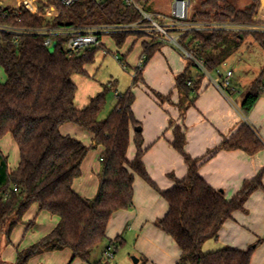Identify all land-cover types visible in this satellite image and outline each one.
I'll return each mask as SVG.
<instances>
[{"label":"trees","instance_id":"obj_1","mask_svg":"<svg viewBox=\"0 0 264 264\" xmlns=\"http://www.w3.org/2000/svg\"><path fill=\"white\" fill-rule=\"evenodd\" d=\"M38 2V13L31 6L0 7V67L7 80L0 82V140L10 135L19 149V166L10 170L9 159L0 151V248L3 237L11 244L13 231L24 222L33 205L59 219L58 225L31 247L18 250L14 264L29 261L45 251L70 250L72 264L76 260L90 263L92 254L107 240L111 217L122 210L133 208L135 177H141L167 202V215L155 226L170 236L181 251L177 264H251L258 244L247 250L222 248L204 253L207 241L217 240L225 223L237 211H245L248 199L258 190L264 191V169L253 179L246 180L240 191L227 199L222 190L211 187L199 174L207 158H193L186 151V127L172 122L171 147L184 159L188 175L174 181L173 188L162 191L149 176L144 157L141 125L134 114L135 94L129 89L117 95L118 103L105 120L100 116L106 106L108 87L90 103L78 109L75 105L77 86L72 75H86V66L94 63L101 47L82 53H69L71 38L97 27L134 25L141 22V14L124 0H81L66 8L60 0ZM200 9L193 14L194 22L223 25L234 30L187 32L184 46L204 62L206 70L216 73L241 48L246 36L253 38L264 51V0H248L239 6V0H199ZM55 15L49 16V9ZM121 49L131 37L145 38L142 33L124 32L111 35ZM52 39L54 50L45 46ZM143 42V65L136 68L133 85H145L143 71L165 45L158 40ZM136 43V42H135ZM134 43V44H135ZM133 44V45H134ZM184 73L175 77L180 95L177 105L171 96L151 91L161 103H169L180 111L181 119L195 106L205 75L199 66L188 60ZM123 62V61H121ZM124 64V63H123ZM126 67V66H124ZM198 70L193 76L191 68ZM264 93V69L252 85L242 105L247 115ZM73 124L92 136L93 144L86 146L60 129ZM134 133V137H133ZM134 142L136 156L128 159ZM104 152L100 158L102 172L97 196L80 197L73 189L82 175L81 167L88 154L98 148ZM264 150L258 134L244 124L214 151H243L254 157ZM33 224L29 225L32 228ZM118 238L117 241H119ZM121 245V244H120ZM1 250V249H0ZM0 264H6L0 262ZM95 264H108L98 262Z\"/></svg>","mask_w":264,"mask_h":264},{"label":"crops","instance_id":"obj_2","mask_svg":"<svg viewBox=\"0 0 264 264\" xmlns=\"http://www.w3.org/2000/svg\"><path fill=\"white\" fill-rule=\"evenodd\" d=\"M134 41L135 38L131 41L132 45ZM107 43L102 39L103 50L106 49L110 54L113 51L108 48ZM139 44L142 48V43ZM167 47L164 50L165 59L162 57L163 59L159 60V63L165 66H160L164 68V73H161L160 80L151 87L164 96L170 95L172 103L177 105L180 95L175 86V77L184 73L187 66L181 60L183 57L179 51L172 46L167 45ZM118 51L120 50L114 53ZM139 56L141 59L142 50ZM156 61L158 58L155 60L154 57L143 71V79L148 83L151 82L150 73L156 68ZM227 71L233 72L232 79H234L236 73L231 68ZM212 82L214 85L203 79L195 106L188 110L183 120L176 106L166 104L160 106L162 104L159 105L158 101L147 92L146 94L139 92L141 94L139 100L138 96H135L133 110L139 123L142 121L138 102L142 101L149 114V119L143 122L142 128L145 147L149 148L144 157V164L149 176L162 191L174 186V181L169 175H174L177 179H183L188 175V167L183 157L170 145L173 141L172 130L168 131L171 122L186 127L187 153L196 159L207 158V162L199 169L200 176L214 189L222 190L227 199L233 198L246 180L255 178L264 169V150L254 157L243 151H219L208 157L209 152L216 150L224 139L231 138L244 124L249 125L264 143V93L247 118L240 108L241 102L234 101L233 97L227 96L222 88L216 86L215 81ZM232 91L236 99L237 96H242L235 85ZM137 94L135 92V95ZM60 131L64 136L76 138L86 146L93 144L92 136L73 124L62 126ZM15 150L16 156L10 163ZM0 151L8 157L10 170H16L20 161L19 149L10 135L0 140ZM103 152V148L98 147L88 154L81 167L82 175L73 184L75 192L84 199L92 200L98 194L100 158ZM135 156L136 149L129 148L128 159L133 161ZM134 192L133 207L135 206L136 210L134 212L122 210L115 213L107 228V239L121 238L119 241L122 246L127 244L126 240L131 239L134 242V252L141 257L138 259V264L145 261L148 264H177L181 256L179 247L170 236L155 226L158 220L167 215L169 210L167 202L138 176L135 177ZM58 222L57 217L47 212H40L38 205H33L25 215L23 224L13 231L11 244H7L5 238L2 239L0 262L14 264L18 250L36 244L47 236ZM30 224H33L32 228H29ZM213 241L216 250L222 248L247 250L258 244L251 264H264V191H256L245 204V211L235 212L233 218L225 223L218 239ZM72 256L70 250L45 251L32 258L29 264H69ZM124 257L119 258L117 264L128 263L129 260ZM72 264L84 263L76 260Z\"/></svg>","mask_w":264,"mask_h":264},{"label":"rangeland","instance_id":"obj_3","mask_svg":"<svg viewBox=\"0 0 264 264\" xmlns=\"http://www.w3.org/2000/svg\"><path fill=\"white\" fill-rule=\"evenodd\" d=\"M247 3L248 0H239V6H244ZM0 6L15 7L17 6V0H0ZM172 6H173V2L171 0H147L143 4V7L146 9V11H148L150 14L155 16L156 14L159 13L169 15L171 13ZM34 7H38L37 3L34 4ZM199 9H200V1L192 0V9L189 12L190 13L193 12L194 14L195 12H198ZM133 38L136 39V41H134V43L136 42L134 46L131 43ZM103 39L106 42H108L107 43L108 48H110L113 52H110V54H108L107 56H103L102 49L98 50L95 56L94 63L86 66V75L74 74L71 77V80L77 86V95L75 99L76 107L78 109H82L86 107L90 103L92 98L96 97L99 93L103 92L107 87L109 90L106 95L105 109L103 110L100 116L101 120L107 119L115 109L118 103L117 95H124L125 93H127L129 89H132L134 94L135 92L138 93L137 95H135L136 97L138 96V100H139V95H141L139 94V92H142L143 94H146L147 92L149 93V95L151 94L155 100L158 101L159 105L162 104L161 101H159V99H157L151 92L153 90L151 85L153 83H156L158 80H160L161 73H164L163 72L164 68L160 67V66H164V64L162 63L163 64L162 65L161 63H159V60L162 57L165 59L164 54L166 55V53H164L165 52L164 50L165 48H168L167 45H164L161 51L154 56L155 60H157L158 58V61H156L157 62L155 65L156 68L152 73H150L151 82L148 83L145 81V85L140 82L139 84L134 86L133 78L135 76L136 68L139 67V60L141 57L139 56V54L141 53L142 50L139 42L151 43L152 41L144 37L142 38L131 37L121 49H118L112 36L104 35ZM50 49L51 51H53L54 45ZM116 50H120V51L114 53ZM115 55H118L120 57V60L123 62L117 60ZM181 60L186 64V66L189 64V61L187 59L181 58ZM150 63L151 61L147 64L145 69L148 67ZM230 68L236 73L235 78L232 79L231 82L233 86L235 85L236 88H238L240 95L242 94V96H237V99L234 97L235 93L232 91L233 86L231 88L224 86V79H221L215 72L211 73L210 74L211 78H209L203 73V71H201V69L199 71H201L205 75L204 79L208 80L211 84L214 85L212 81H215L216 86L218 85L222 87V90L227 94V96L231 98L233 97L234 101L241 102L240 108L242 110L243 102L246 99L252 85L259 77L261 71L264 69L263 49L257 43H255L252 37L246 36L238 52H236L233 56H231L226 61V64L221 67L220 71L221 73H223L224 77L226 76L227 69ZM191 73L193 76L197 75L198 73L197 68L192 67ZM6 80H7L6 74L4 70L0 67V82L4 83L6 82ZM139 104H140L141 112L139 113L138 111V113L139 115H141V121H142V123H140L141 126L139 128L142 129L144 127V123L149 119V114H147L146 106H143L142 101H140V103L138 102V106ZM165 104L168 106H172L171 104L166 102L160 106H163ZM249 115L250 113L245 115V117L248 118ZM134 149L136 148L134 142H132V144L130 145V150H134ZM15 156H16V150L14 152V155L12 154V160L10 159V163L14 161ZM101 172H102V166H101L100 174ZM135 210H136L135 206L129 209V211L131 212H134ZM117 240L118 239L115 238L111 240L108 239L105 240L98 247V249H96V251L92 254L90 263H84V264H95L98 262H102V263L108 262V264H117L119 258L123 256H125L124 258L127 261L129 260V262L125 264H136L135 259L138 260L141 257L134 252V242H132L131 239L126 240L127 244H124L122 246L120 245L121 241H117ZM109 250L114 254L113 260H110L107 257V253L109 252ZM214 251H217L214 241L213 240L207 241L203 246V252L211 253ZM140 264H148V263L145 261V262H141Z\"/></svg>","mask_w":264,"mask_h":264},{"label":"built area","instance_id":"obj_4","mask_svg":"<svg viewBox=\"0 0 264 264\" xmlns=\"http://www.w3.org/2000/svg\"><path fill=\"white\" fill-rule=\"evenodd\" d=\"M46 5L44 0H17V10L22 9L25 5L31 6L34 13H38V8L34 7V4L41 2ZM81 0H60V3L66 8H72L78 4ZM147 0H124L128 6H133L142 16V21L134 25L126 26H113V27H97L86 30L79 33L70 39L68 43L69 53H82L90 48L101 47L102 39L104 35H113L116 33L124 32H136L142 33L150 40H158L159 42L174 47L180 52L182 57L187 60L195 62L203 73L211 78L210 73L206 70L204 62L200 60L192 51L188 50L183 44V37L187 32H204V31H216V30H234L235 28L229 24H206L201 22H194L192 9V0H171L173 2L172 10L169 15L159 13L155 15L150 14L143 7V4ZM4 7V6H0ZM55 15V9H49V16ZM157 18V19H156ZM258 30H264L262 27ZM0 31H10L8 28L0 27ZM46 47H52L53 42L50 37L45 40ZM103 50V49H102ZM103 54L107 56L109 52L104 49ZM116 59L120 60L118 55H115ZM145 58L142 57L139 61V67L144 63ZM221 69V68H220ZM220 69L216 71V74L224 79V86L231 88L233 77L232 71H227L226 76H223ZM219 88H222L219 86ZM107 257L110 260L114 259V254L109 250Z\"/></svg>","mask_w":264,"mask_h":264},{"label":"water","instance_id":"obj_5","mask_svg":"<svg viewBox=\"0 0 264 264\" xmlns=\"http://www.w3.org/2000/svg\"><path fill=\"white\" fill-rule=\"evenodd\" d=\"M135 132H142V129L141 128H136ZM135 263L138 264V260L137 259H135Z\"/></svg>","mask_w":264,"mask_h":264}]
</instances>
